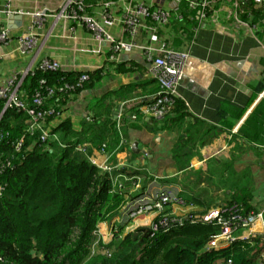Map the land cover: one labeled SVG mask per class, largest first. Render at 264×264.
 <instances>
[{"label": "crops", "instance_id": "1", "mask_svg": "<svg viewBox=\"0 0 264 264\" xmlns=\"http://www.w3.org/2000/svg\"><path fill=\"white\" fill-rule=\"evenodd\" d=\"M143 1L147 5L169 6L166 1L155 0H85L84 11H79V16L94 17L102 25L106 10L113 15L114 23L108 30L114 39L102 41L95 38L82 20L63 16L70 12L65 0H12L11 11L27 14L22 15L20 24L12 27L10 42L0 45V86L14 73L36 67L45 58L58 61L62 71H101L100 79L82 89L75 100L68 102L62 116L52 119L50 124L54 126L62 119L70 118L74 129L80 131L83 123L89 121L88 105L95 98L102 99L95 102L96 106L111 105L113 118L121 120L126 143L119 141L120 144L108 151L88 144V155H84H92L107 165L118 186L127 185V200L145 188L157 189L167 185H176L179 197L183 190L190 194L194 188L185 190L188 183L195 180L206 185L205 170L220 181L229 165L237 174H245L243 180L247 178L245 180L252 183L255 206L258 212L264 213V144L244 143L235 137L229 140L231 136L223 130L218 114L221 103L228 102L244 109L243 118H246L263 97L264 91L256 94V88L264 81V29L251 30L238 20L233 1L217 0L206 18L199 17L200 24L191 39H186L183 31L175 26L185 19L175 13L165 25L142 19L143 24L133 38L126 31L123 17L131 6ZM8 18L5 3L0 0V26L9 27ZM252 19L254 23L260 22L261 13ZM30 30L37 36V46L33 51L23 53L19 51L17 36ZM177 39L183 45H177ZM119 41H131L134 46L130 52L121 51L116 59H111L113 45ZM160 48L186 55L177 89L179 99L184 101L192 116L204 121V125L192 124L191 116L172 133L159 130L162 122L146 112L147 104L135 106L143 89L146 94L142 97H152L151 57H156L157 53L148 49ZM121 87L134 90L130 94L117 92ZM241 123L242 120L233 132ZM187 136L199 140L195 142L191 155L180 156L177 160V151L173 148L182 139V146L186 144ZM134 143H137V151L132 148ZM188 145L183 146L186 151ZM179 165L187 168L180 170ZM200 177L201 181H198ZM199 189L200 186L196 188ZM220 194L214 193L216 196ZM186 206L201 210L199 205ZM120 218L117 216L99 225L103 239L108 227L126 223H121ZM259 221L263 224L264 215Z\"/></svg>", "mask_w": 264, "mask_h": 264}, {"label": "trees", "instance_id": "2", "mask_svg": "<svg viewBox=\"0 0 264 264\" xmlns=\"http://www.w3.org/2000/svg\"><path fill=\"white\" fill-rule=\"evenodd\" d=\"M241 5L251 11L254 19L264 12V5L256 7L251 1H244ZM241 5L237 6L238 10ZM180 11L185 19L175 26L183 31L186 39H191L200 24L199 16L184 2ZM177 40V45H183ZM87 73L89 80L78 86L80 72L43 70L37 65L23 78L19 88L20 99L37 109L61 113L82 89L89 88L101 77V71ZM65 83L75 86V89L59 91ZM152 83V97H142L146 94L143 89L135 106L156 103L164 88L154 78ZM49 88H54L51 95L43 96L39 105L33 103L37 93L47 92ZM133 90L121 87L117 92L130 94ZM263 91L264 81L256 88V94ZM99 100L102 99L91 100L89 121L83 123L80 131L74 129L70 118L53 126L50 124L53 116L48 115L49 120L43 125H50L53 133L58 134V140L49 138L46 142L40 140L39 132L31 134L28 131L26 111L6 106L0 100V264H264V231L254 224L258 209L252 183L246 181L247 178L243 180L245 174H237L229 165L218 182L224 191L218 195L217 203L202 201L203 197L196 194L200 190H196L197 181L185 187V190L194 188L190 193L192 196L183 190L180 197L186 204L202 208L196 213H206L220 202L223 209H234L240 216L238 224H235L236 234H240L243 220L251 219L245 227L253 226L249 239H237L228 248L208 250V242L220 232L221 224L218 222L200 220L184 226L170 222L169 227H162L156 221L154 224L159 225L156 230L153 225L140 227L108 243L100 240L92 252L94 232L99 224L111 221L127 202V185L115 187L109 172L101 170L77 151L81 144L108 151L124 136L118 121L113 118L112 106H96L95 102ZM218 114L223 130L231 136L229 140L235 137L244 143L264 144V95L246 118H243L244 109L228 102L221 103ZM191 116L184 101L177 98L161 120L159 130L172 133ZM192 119V124L204 125L203 120L194 116ZM241 120L238 130L233 132ZM21 139L24 148L17 152L15 144ZM183 140L173 148L177 151V160L180 156L191 155L199 139L192 140L187 136L184 144H189L187 151L182 146ZM184 168L186 165L179 167L180 170ZM204 180L207 186L212 184L209 179Z\"/></svg>", "mask_w": 264, "mask_h": 264}, {"label": "built area", "instance_id": "3", "mask_svg": "<svg viewBox=\"0 0 264 264\" xmlns=\"http://www.w3.org/2000/svg\"><path fill=\"white\" fill-rule=\"evenodd\" d=\"M5 3V10L7 12V17L10 19V15L18 14L23 15L27 13H17L10 10L12 0H2ZM157 2H168V8H164L162 6H153L147 5L144 1L136 4L135 6H131L128 9L127 14L123 17L124 23L127 26L126 31L134 38L143 24L142 19L148 18L154 23L159 25H165L169 23L172 13H175L177 17L183 19V14L180 11L181 4L184 2L187 5V8L190 11H194L197 16L202 19L208 16V13L212 7V4L217 0H155ZM233 1L238 13V20L247 24L251 30L259 31L264 29V12L261 13V20L257 23H251L250 18L251 11L249 9H245L241 3L244 1H251L255 4L256 7L264 5V0H230ZM66 6L69 8L70 12L68 15H63L67 18H78L85 22V26L92 30L95 35V38L98 40H112L114 37L111 35L108 27H111L114 23L113 15L109 10H106L102 15V20L104 24H100V21L94 17H83L79 16V11L83 12L84 7L83 4L85 0H65ZM241 5L240 10H238L237 6ZM244 15L247 18H244ZM253 20V19H252ZM11 30L8 26H0V45L8 44L11 40ZM17 42L19 51L23 53H29L33 51L37 46V36L32 32V30L19 34L17 36ZM134 46L133 42H124L119 41L113 45V52L111 59H116L121 51L130 52ZM151 53H157L156 57H151L153 60L152 68L150 69V74L154 79H156L164 88V91L160 92L156 98L155 104H147L146 112L152 115L157 121H161L165 114L168 112L170 107H172L173 103L177 98H179L178 94V86L179 81L182 76V67L184 65L186 55L183 53H179L175 50H170L166 48L160 49H148ZM40 69H60V63L52 58H45L38 64ZM33 67L24 69L19 71L18 73L11 76L4 85L0 86V100L5 102L6 106L12 105L15 106L19 111H26L28 114V131L31 134H35L39 132L40 140L46 142L49 138H53L58 140V134L53 133L50 125L44 127V123L47 122V116L52 115V119H59L62 116V112H56L57 110H41L36 107L30 106L27 102H23L20 99L19 88L22 83L23 78L32 72ZM89 79V75L87 73L81 74L77 78V85L81 86ZM44 82V80H42ZM75 89V86L65 83L63 86L59 88V91L64 90H72ZM54 92V88H49L47 92L37 93V95L33 99V103L39 105L42 103V97L45 95H51ZM56 112V113H55ZM121 120L118 121V127H121ZM122 144L126 143L125 139H122ZM59 145L64 146L59 142ZM23 140H19L15 144V149L17 152L23 150ZM78 150L82 152H87L86 147H78ZM102 151H104L102 149ZM89 160L96 164L101 170L109 171L107 165L101 164L96 159L92 157V155L88 156ZM110 172V171H109ZM163 188V187H161ZM151 188L147 191L141 198L135 200V202L128 208L127 215L129 217H134L136 215L147 213L148 211L153 210H161L163 204H165L172 195V187L168 188ZM230 212V213H229ZM232 212V213H231ZM220 219L218 223L222 225V236L226 237V240L232 239V231L233 226L238 224L240 216L234 209H225L219 212ZM218 214V215H219ZM259 217H262V214H258ZM211 214L205 215H191L190 220L192 222H197L200 220L210 221L213 218L209 219ZM182 222V219H178ZM249 222L251 219L248 220ZM248 221L246 219L243 220L241 226L244 228L248 225ZM170 221L167 219H162L159 224L162 227L169 226ZM157 224L155 225V229H157ZM251 232V231H250ZM250 234V233H249ZM249 234L245 237H248ZM212 245H215V241H212Z\"/></svg>", "mask_w": 264, "mask_h": 264}, {"label": "rangeland", "instance_id": "4", "mask_svg": "<svg viewBox=\"0 0 264 264\" xmlns=\"http://www.w3.org/2000/svg\"><path fill=\"white\" fill-rule=\"evenodd\" d=\"M205 171H206L205 178L209 179L212 184L207 186L208 184L206 183L205 186H202V184L200 182H198L197 185L200 186L201 188L199 191L196 192V194L198 196H202L203 197L202 201H204V202L217 203L218 200L220 199V197L214 195V193H216V192L223 193L224 189L222 188L221 184H218L219 180L217 178H215L211 172H209L207 170H205ZM193 179H195V177H193ZM199 179H201V177ZM166 187L168 189L170 187H172V189H171L172 195H171V198L165 204H163L162 209L161 210H155V211L154 210L148 211L147 213L136 215L134 217H130V220H128L121 227H119V225H117L116 231H118L117 234H121L120 238L124 235L135 232L140 227H150V226H152V224L154 222L161 221L162 219H167V220H169V219H184V220H188L189 217L192 215V213L197 211V210H193L195 208H190V207L186 206V205H191V204H186L184 202L185 200L183 198L178 197L177 191L175 189L176 185H174V186L167 185ZM219 204H222V203L220 202ZM219 204H217L215 207L211 208L209 211L206 210V213H197L196 215H205L208 213V214H211V217L209 219L213 218L212 221L218 222V220L220 219V215H221V213L219 214V212L222 210H225ZM258 214L259 213H257V217H256L254 224L256 225L257 229H261L264 231V222H263V224L260 223L259 220L261 218L259 217ZM129 224H131V225L129 226ZM126 225H128V227ZM125 226L127 227V229L125 228ZM249 230H253V226L248 227L247 229L243 228V231H249ZM109 235L111 237L110 227H108L107 231H104V236H105L104 240L105 241H107V237ZM98 238H99V236H98ZM221 240H226V237L222 236Z\"/></svg>", "mask_w": 264, "mask_h": 264}, {"label": "clouds", "instance_id": "5", "mask_svg": "<svg viewBox=\"0 0 264 264\" xmlns=\"http://www.w3.org/2000/svg\"><path fill=\"white\" fill-rule=\"evenodd\" d=\"M181 8V7H180ZM181 10V9H180ZM183 14V13H182ZM12 29V28H11ZM34 68V67H33ZM85 73H87V72H85ZM81 74H83V73H81ZM80 74V75H81ZM88 74V73H87ZM79 75V76H80ZM89 75V74H88ZM78 76V77H79ZM77 77V78H78ZM89 78H90V75H89ZM89 80V79H88ZM87 80V81H88ZM119 121V120H118ZM121 129H122V126L120 127ZM124 137L122 136L121 137V140H120V143H121V141H122V139H123ZM119 143V144H120ZM79 146H81V147H86L87 148V145H79ZM78 146V147H79ZM78 147H77V151L78 152H80V153H82V154H85V155H88V149H87V152L85 153V152H82V151H80V150H78ZM105 150V148H101V150ZM87 157V156H86ZM88 158V157H87ZM89 159V158H88ZM94 164V163H93ZM96 165V164H95ZM97 166V165H96ZM107 172H109V171H107ZM110 173V172H109ZM114 183H115V181H114ZM115 187H122V186H118L116 183H115ZM164 188H167L166 186L165 187H163V188H161V189H164ZM146 189V188H145ZM143 190V192L142 193H140V194H138V195H136L135 197H133V198H131V199H129V200H127V202H126V204L123 206V208L121 209V211H120V213L117 215V216H120L121 218H120V221H121V223H125V222H127L128 220H130V217L127 215V210H128V208L135 202V200L136 199H138V198H141V196H143L147 191H149L150 189H148V190ZM178 195V194H177ZM179 197V196H178ZM180 198V197H179ZM155 211V210H154ZM259 214H262V217H260L261 219L263 218V215H264V213L262 212V211H260V212H258ZM197 213L196 212H194V213H192V215H196ZM116 216V217H117ZM169 221L170 222H174L177 226H184V225H186V224H188V223H191V224H193L192 223V221L190 220V217H189V219L188 220H184V219H182V222H180L178 219H169ZM160 222V221H159ZM157 224H159V223H157ZM100 225V224H99ZM123 224H119V227H121ZM153 225V229H155V225L156 224H152ZM116 226L117 225H112L111 227H110V230H111V237H110V239L109 240H107V241H105L104 239H103V237H101L102 235L100 234V230H99V226H98V228H97V230H95V232H94V235H95V240H94V242H93V244H92V247H91V251L93 252L94 250H95V248H96V244L101 240L102 242H105V243H108V242H110V241H112V239H114V238H120V235L121 234H117V232L118 231H116ZM159 226V225H158ZM167 227H169V226H167ZM243 226H242V229H241V232H240V234H236V231H237V229H236V227H235V225L233 226V231H232V239L233 240H221V237H222V231H223V229H222V225H221V228H220V232L218 233V234H216V235H214L213 237H212V239L208 242V250H220V249H224V248H228V247H230L232 244H233V242L234 241H236L237 239H242V240H247V239H249L251 236H252V231L253 230H249V231H243ZM246 229V228H245ZM156 230V229H155ZM251 231V232H250ZM247 233L249 234V236L248 237H245L246 235H247ZM236 234V235H235ZM99 236V238H98V236ZM212 241H215V245H212V244H210V243H212Z\"/></svg>", "mask_w": 264, "mask_h": 264}, {"label": "water", "instance_id": "6", "mask_svg": "<svg viewBox=\"0 0 264 264\" xmlns=\"http://www.w3.org/2000/svg\"><path fill=\"white\" fill-rule=\"evenodd\" d=\"M21 18H22V15H18V14L10 15L9 27L12 28L16 26L17 24H20ZM132 148L133 150L137 151V143H134Z\"/></svg>", "mask_w": 264, "mask_h": 264}]
</instances>
